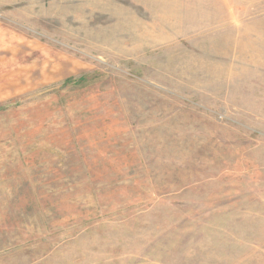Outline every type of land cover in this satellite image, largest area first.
<instances>
[{
	"label": "rangeland",
	"instance_id": "1",
	"mask_svg": "<svg viewBox=\"0 0 264 264\" xmlns=\"http://www.w3.org/2000/svg\"><path fill=\"white\" fill-rule=\"evenodd\" d=\"M0 264H264V0H0Z\"/></svg>",
	"mask_w": 264,
	"mask_h": 264
}]
</instances>
